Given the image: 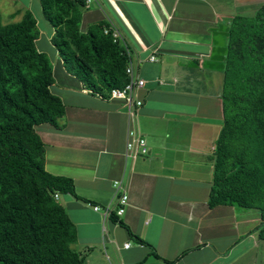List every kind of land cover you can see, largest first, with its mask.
Returning a JSON list of instances; mask_svg holds the SVG:
<instances>
[{
	"label": "crops",
	"instance_id": "obj_1",
	"mask_svg": "<svg viewBox=\"0 0 264 264\" xmlns=\"http://www.w3.org/2000/svg\"><path fill=\"white\" fill-rule=\"evenodd\" d=\"M33 1L11 0L8 18L33 13ZM263 1L89 0L82 7L80 29L100 19L115 25L144 79L133 124L147 151L134 159L124 153L123 100L100 96L64 68L52 26L45 42L38 34L37 48L52 57L50 89L65 112L58 127L43 122L36 129L45 168L70 176L81 196L57 199L75 224L73 247L85 251L86 264H264L259 211L208 204L227 32L237 14H252ZM122 192L127 203L115 217L125 225L103 216L106 205L115 211Z\"/></svg>",
	"mask_w": 264,
	"mask_h": 264
},
{
	"label": "trees",
	"instance_id": "obj_2",
	"mask_svg": "<svg viewBox=\"0 0 264 264\" xmlns=\"http://www.w3.org/2000/svg\"><path fill=\"white\" fill-rule=\"evenodd\" d=\"M39 1L68 72L103 97L127 82L130 55L122 34L114 40L115 25L100 19L83 31L86 0ZM38 34L30 9L8 22L0 12V264H86L85 251L73 247L75 224L54 192L81 196L70 176L45 168L36 129L43 122L58 127L65 112L50 89L52 61L37 48ZM221 105L208 204L257 209L264 237V1L252 14H237L228 29Z\"/></svg>",
	"mask_w": 264,
	"mask_h": 264
},
{
	"label": "built area",
	"instance_id": "obj_3",
	"mask_svg": "<svg viewBox=\"0 0 264 264\" xmlns=\"http://www.w3.org/2000/svg\"><path fill=\"white\" fill-rule=\"evenodd\" d=\"M86 3L89 0L85 1ZM85 3V4H86ZM107 30V29H106ZM105 30V31H106ZM112 35L115 38L121 35L118 28H112ZM149 59H154V55L150 54ZM125 71L128 76L127 82L123 86H112L108 90L107 98H119L122 99L125 106H126V113L128 118V128H127V138H126V145H125V155L130 158H135L139 155L144 154L147 151L146 140L145 138L139 134L134 126V119L138 114L142 104L143 98L140 94V89L144 85L143 77L139 76L135 73L132 60L129 57ZM99 94L98 92H96ZM54 196H58V192H54ZM127 203V193L122 192L121 195L118 196L117 204L115 207V213L121 214L125 208V204ZM93 207L95 209L99 208L97 204H94ZM111 208L109 205L103 207V216H107L110 214ZM128 243L126 242V245Z\"/></svg>",
	"mask_w": 264,
	"mask_h": 264
},
{
	"label": "rangeland",
	"instance_id": "obj_4",
	"mask_svg": "<svg viewBox=\"0 0 264 264\" xmlns=\"http://www.w3.org/2000/svg\"><path fill=\"white\" fill-rule=\"evenodd\" d=\"M24 1V0H23ZM16 6H12L11 4V0H0V12L2 15V21H11V18H8L10 12L12 11V8H14ZM41 4L40 1L38 0H34L31 3V8L33 9V15L37 16L39 19V23L37 25L38 30L40 31L39 35L40 38H42L41 40H43L44 42L46 41L45 39V33L43 31L46 30V28L51 27L50 23L44 18L42 10L40 9ZM253 13V12H252ZM39 45V43H37ZM46 53L48 54L50 60L52 61V57L51 54L49 52L46 51ZM53 63V62H52Z\"/></svg>",
	"mask_w": 264,
	"mask_h": 264
}]
</instances>
